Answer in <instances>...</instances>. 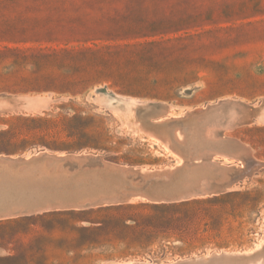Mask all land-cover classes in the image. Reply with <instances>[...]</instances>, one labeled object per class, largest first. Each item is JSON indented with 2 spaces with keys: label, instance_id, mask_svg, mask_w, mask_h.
<instances>
[{
  "label": "rangeland",
  "instance_id": "1",
  "mask_svg": "<svg viewBox=\"0 0 264 264\" xmlns=\"http://www.w3.org/2000/svg\"><path fill=\"white\" fill-rule=\"evenodd\" d=\"M0 169V264H264V0H0Z\"/></svg>",
  "mask_w": 264,
  "mask_h": 264
},
{
  "label": "crops",
  "instance_id": "2",
  "mask_svg": "<svg viewBox=\"0 0 264 264\" xmlns=\"http://www.w3.org/2000/svg\"><path fill=\"white\" fill-rule=\"evenodd\" d=\"M54 151V150H53ZM41 154H49L51 155L50 157H56L55 154H61L59 153L58 151L57 152H45L44 151H41V152H38L36 155H41ZM33 155H29V154H26V155H19V156H9V155H4V157L7 159V160H22V161H28L29 159L32 158ZM43 157V156H41ZM40 157V158H41ZM43 166H39L40 163L38 162H35L31 165L35 166L34 169H30L34 172H36L35 175H40V176H43L47 174V170L49 169L48 165H46L45 163H42ZM52 170V169H50ZM14 173H12V171H10L9 169H0V175L1 176H5V175H8V176H12ZM9 198H7L8 200ZM17 204H13L10 205V207H13L12 209L9 208L8 211H5V210H1L0 211V222H3V221H6L7 219H10V218H16V217H24V216H30V215H33L36 211L34 210H30V211H25L24 209H17ZM8 253L5 252V249L0 246V257H5Z\"/></svg>",
  "mask_w": 264,
  "mask_h": 264
},
{
  "label": "bare ground",
  "instance_id": "3",
  "mask_svg": "<svg viewBox=\"0 0 264 264\" xmlns=\"http://www.w3.org/2000/svg\"><path fill=\"white\" fill-rule=\"evenodd\" d=\"M195 110H196V111L198 110V112H199V111H201L202 109H201V110H199V109H195ZM195 110H194V111H191V112L193 113V112H195ZM195 113H197V112H195ZM197 114H198V113H197ZM199 115H200V114H199ZM242 115H244V114H242ZM187 116L190 117V115H186V117H187ZM184 117H185V116H184ZM186 117H185V118H186ZM193 118H194V117H193ZM175 119H177V118H175ZM175 119H174V120H175ZM181 119H182V118H181ZM186 119H187V118H186ZM189 119H190V118H189ZM243 119H244V118H243ZM166 121H167V120H166ZM168 121H169V120H168ZM168 121H167V123H168ZM176 121H177V120H176ZM186 121H187V120H186ZM195 121H196V120H195ZM197 121H198V120H197ZM177 122H178V121H177ZM180 122H181V121H180ZM172 123H173V122H172ZM174 123H175V121H174ZM181 124H182V123H181ZM187 124H188V123H187ZM156 125H157V124H156ZM166 126H167V125H165V128H167ZM182 126H183V125H182ZM185 126H186V125H185ZM162 135H163V134H162ZM176 142H177V141H176ZM179 147H180V146H179ZM182 150H183V149H182ZM42 151H44V150H42ZM46 155H48L49 157L51 156V155H49V154H46ZM55 155H56V158H58V159H61L62 156H65V155H62V154H55ZM81 155H82V154H81ZM84 155L86 156V159H85L84 161L82 160V161H83L82 164H83L84 166H87V167L89 166V167H91V166H94V165H100V164L102 163V161H101V160H98V159L96 158V156H93V155H90V154H84ZM181 155H183V154H181ZM244 155H245V154H244ZM244 155H243V156H244ZM248 155H249V154H248ZM97 156H100V155H97ZM246 156H247V155H246ZM241 157H242V156H241ZM247 158H248V157H247ZM66 159H67V161H68L67 163H66V162H63L62 159H61L62 162L60 161L61 163H60V162H59V163H60L61 165H62V163H63V165H64V163H65V166L68 165V167H71V168L73 167V165L77 164L78 161H79V162L81 161V160H79L78 157H75V158H74V156H72V155H68ZM80 159H81V158H80ZM183 159H184V158H183ZM245 160H246V159H245ZM249 160H250V156H249ZM253 161H254V160H253ZM200 162H201V161H200ZM57 163H58V162H57ZM250 163H251V162H250ZM258 163H259V162H258ZM258 163H257V164H258ZM186 164H187V163H186ZM252 164H253V163H252ZM254 164L257 165L256 162H255ZM101 165H102V164H101ZM104 165H105V164H104ZM104 165H102V167H103ZM84 166H82V167H84ZM247 166H248V167H251V166H249V165H247ZM247 166H245V167H247ZM252 166H254V165H252ZM116 167H117V166H116ZM245 167L243 166V169H242V166H241V167L238 166V168H241V169H242L241 171H244V168H245ZM91 168H92V167H91ZM100 168H101V167H100ZM233 168H234V170H232L233 172H234L236 169L239 171V172H238V171H237V172L235 171L236 173H233V172H232V173L234 174V176H235L236 174H238V173H239L238 175H240V174L242 173V172H241L236 166H233ZM251 168H252V167H251ZM254 168H255V166L253 167V169H254ZM66 169H67V168H66ZM118 169H119V168H118ZM246 169H247V168H246ZM248 169H250V168H248ZM115 170H116V169H115ZM123 171H124V170H123ZM163 171H164V170H163ZM119 172H120V171H119ZM246 172L249 173V171L245 170L244 173H246ZM250 172H252V170H250ZM121 173H122V172H121ZM170 173H171V172H170ZM232 173H230V174H232ZM244 173H243V174H244ZM233 174L231 175L233 178L230 179V180H232V181H233L234 179H236V178L233 176ZM141 175H142V174H141ZM241 175H242V174H241ZM139 176H140V175H139ZM137 177H138V174H137ZM237 177H239V176H237ZM228 179H229V178H228ZM228 179H227V182H228ZM224 182H226V181H224ZM120 193H121V192H120ZM90 200H91V199H90ZM213 253H215V252H213ZM226 253H227V252H226ZM211 254H212V253H211ZM216 254H217V253H216ZM214 255H215V254H214ZM214 255H213V256H214ZM218 255H219V253H218ZM220 255H221V254H220ZM222 255H224V254H222ZM232 255H233V254H232ZM236 255H237V254H236ZM239 255H240V254H239ZM200 257H201V256H200ZM202 257H203V256H202ZM210 257H211V256H210ZM216 257H217V256H216ZM216 257H215V258H216ZM194 258H195V257H194ZM196 258H197V257H196ZM196 258H195V259H196ZM198 258H199V257H198ZM155 260H156V259H155ZM188 260H189V259H188ZM188 260H187V261H188ZM190 260H191V259H190ZM190 260H189V261H190ZM184 261H186V260H184ZM189 261H188V262H189ZM157 262H158V263H161L162 261L158 260ZM174 262H175V261H174ZM179 262H181V261H179ZM154 263L156 264V262H154ZM185 263H186V262H185ZM162 264H163V263H162Z\"/></svg>",
  "mask_w": 264,
  "mask_h": 264
},
{
  "label": "water",
  "instance_id": "4",
  "mask_svg": "<svg viewBox=\"0 0 264 264\" xmlns=\"http://www.w3.org/2000/svg\"><path fill=\"white\" fill-rule=\"evenodd\" d=\"M51 151H53V150H51ZM41 152V151H40ZM71 154H74L75 156H78L80 153H73V152H66L65 153V156H62L61 158H63V162H68L67 161V156L68 155H71ZM39 156H44V154H41V155H39ZM96 158L98 159V160H103L100 156H96ZM65 164V163H64ZM68 166V165H67ZM82 165H79L78 163L77 164H75V165H73V167L71 168V167H69V169L70 170H78V169H81L82 167H81Z\"/></svg>",
  "mask_w": 264,
  "mask_h": 264
},
{
  "label": "trees",
  "instance_id": "5",
  "mask_svg": "<svg viewBox=\"0 0 264 264\" xmlns=\"http://www.w3.org/2000/svg\"><path fill=\"white\" fill-rule=\"evenodd\" d=\"M58 149H64L63 147H60V148H58ZM66 149H68V148H66Z\"/></svg>",
  "mask_w": 264,
  "mask_h": 264
}]
</instances>
